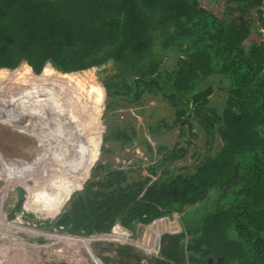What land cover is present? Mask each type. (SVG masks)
<instances>
[{
	"label": "trees",
	"instance_id": "obj_1",
	"mask_svg": "<svg viewBox=\"0 0 264 264\" xmlns=\"http://www.w3.org/2000/svg\"><path fill=\"white\" fill-rule=\"evenodd\" d=\"M215 1L224 10L222 16L205 10L200 0H0V68L11 69L24 59L26 64L16 72L20 78L33 81L41 76L51 81L54 76L71 80V72L109 61L118 68L127 65L129 73L108 85L114 94L137 95L139 87L159 88L160 79L165 85L162 93L171 99V122L157 121L153 131L162 123L177 128L179 136L186 128L193 136L191 130L199 125L221 140L219 148L177 169L169 165L185 156V147L164 146L149 173L137 178L125 169L96 164L78 194L86 217L73 234L87 237L116 224L131 231L172 211L207 204L199 218L184 220V230L161 236L159 255L150 263L210 264L212 257L213 264H264V46L253 43L245 50L242 42L251 28H238L227 9L233 4L262 6L264 0ZM167 57L172 59L170 65L165 63ZM42 68L40 75L30 71L38 74ZM214 83L227 89L219 107L209 102ZM92 88L98 101L101 89ZM26 93L55 107L56 112L48 114L55 130L69 126L68 120L78 121L72 112L68 120L61 115L65 105L50 88H29ZM68 102L70 108L77 103L72 98ZM113 129L104 140L131 139L125 130ZM86 149L80 145L79 153ZM59 154L52 155L56 166H68L64 154ZM47 163L45 159L39 167L42 181H30L33 186L42 183L32 191L45 202L24 205L42 217L52 215L58 201L65 200L49 180L50 174L61 175ZM19 168L9 169L12 174ZM158 168L162 170L154 178ZM68 205L53 226L62 216L72 218L75 204ZM44 222L51 225L49 219ZM131 250L119 246L117 252L137 264L140 256ZM218 256L223 257L221 263Z\"/></svg>",
	"mask_w": 264,
	"mask_h": 264
},
{
	"label": "rangeland",
	"instance_id": "obj_2",
	"mask_svg": "<svg viewBox=\"0 0 264 264\" xmlns=\"http://www.w3.org/2000/svg\"><path fill=\"white\" fill-rule=\"evenodd\" d=\"M200 3L205 10L218 16H222L224 12L215 0H200ZM227 9L230 11V18L238 28H251L250 34L242 42L243 48L248 50L253 43L264 46V3L262 6L233 4L228 5ZM172 53L174 54V52ZM171 61V58H165L167 65H170ZM19 65L20 63L11 69L0 68V86L5 82V87H0V101L16 106L12 110L20 116L12 114L9 121L16 123L17 126H23L27 132L32 130L35 138L39 140V146L37 154H34L36 156L32 155L28 159L20 158L23 163L31 162L24 165L23 170H21L23 166L13 162L7 163L8 165L4 167L5 170L0 168V264H133V259H125L118 255L119 246L132 247L131 252L140 256V261L137 264H151L150 258L159 255L161 236L165 233L172 234L184 230V220L192 216L199 218V215L209 208L208 205L202 204L196 206V209L190 207L182 211H172L170 215H164L168 217V225L160 229L159 226H156L155 230L152 229L158 233L152 246L149 245L150 234H147L151 222L137 224L135 229L131 230L136 236L133 240H118L123 235L121 233L124 229L119 225L116 227L117 224L110 230L82 237L73 234L72 231L76 230L86 217L78 200V194L83 188L84 181L92 176L93 168L98 163L107 165L109 170L125 169L131 178L145 176L149 173L150 165H154L160 159L162 153H159L158 149H162L164 146L168 149L172 147H185L186 149L185 156L175 160L169 167L177 169L192 165L200 158V155L205 154L209 149L219 148L220 138L217 134L209 136L205 129L199 125L191 130L193 136L189 134L186 127L185 133L179 136L177 128H167L162 123L158 126L157 132L153 131L152 127L157 121L171 122L173 118L171 99L166 98L162 93L165 85L160 79L159 85L162 87L159 88L154 86L149 90L139 87L137 95L132 92L129 96L128 94H114L113 88L109 90L108 85L113 79L115 81L121 75L124 76L126 72L129 73L130 67L127 65H121L118 68L114 62L109 61L102 65H93L81 71L71 72L73 77L71 80L69 77L56 78L54 76V80L51 81L41 76L34 78L33 81H29L28 78H20L19 73H16L19 70ZM48 65L51 70L56 71L49 63ZM262 65L264 70V58ZM42 71L43 69L38 74ZM92 85L99 86L101 89L98 101ZM42 86L50 88L54 98L63 102L65 110L61 115H66L65 119L68 120L67 117L72 112L78 121L68 120L66 123L69 126L64 125L61 126L63 128L60 131L55 130L53 124L48 122V114L56 112L54 111L55 107L53 108L46 100H40L38 97L33 98L31 94L26 93L29 88ZM21 89L26 91H21ZM226 94L225 86L214 83L210 104L213 107H219L224 102ZM68 98L77 101L71 108ZM32 99L39 102L42 108L41 112L45 114L41 117L42 120L45 119L42 134L33 130L34 123L27 106ZM2 120L0 118V134H13L15 126H5ZM4 120L7 121L6 118ZM46 127L48 130L44 133ZM113 128L125 130L131 139L124 143L113 136L112 140H104L105 135L108 131L114 130ZM187 140H190L189 144ZM80 145H85L87 148L83 154L79 153ZM53 153L60 156L64 154L68 166H56ZM14 156L12 152L8 151L1 157L6 160H19ZM45 159L50 165L49 168L52 166L55 172L65 175L50 179L52 189L60 193L65 200L58 201L56 211L44 218L40 216L41 214L36 215L39 212L34 213L25 209L24 205L26 207L28 203L31 207L33 200H37L34 202L36 205L45 202L43 199H39L41 194L35 195L36 191H32L38 183L35 186L30 184L31 180L34 181L33 177L37 173L40 162ZM14 166L20 167V174H18L19 169L16 170V173L11 174L14 168H9ZM161 170L162 168L157 169L154 178L160 174ZM103 173L104 171L100 170V174ZM15 174L17 179L14 177ZM11 179L12 182L7 185L10 188L5 193L6 184ZM35 180L40 182L42 178L37 175ZM64 181L70 184H65ZM18 188L22 190V197L19 196L22 200H19V203H22L20 206H23V211L20 210L19 205H16ZM23 195L26 197L25 201ZM69 203L70 207L72 203L75 204L72 218L62 216L53 226L55 219L68 208ZM48 219L51 222L50 226L44 222ZM172 221L177 227L171 232L164 231L170 230ZM155 224L158 223L155 222ZM150 227L152 228V226ZM188 237L190 235L186 233L185 238ZM214 260L213 258L212 264Z\"/></svg>",
	"mask_w": 264,
	"mask_h": 264
},
{
	"label": "flooded vegetation",
	"instance_id": "obj_3",
	"mask_svg": "<svg viewBox=\"0 0 264 264\" xmlns=\"http://www.w3.org/2000/svg\"><path fill=\"white\" fill-rule=\"evenodd\" d=\"M34 101H36V100H34ZM36 103L39 105L40 109L42 110L39 102L36 101ZM41 114L42 115H45L43 112H41ZM29 131L30 132H27L28 134L34 135L33 134L34 132L32 130H29ZM12 135H13V137H12ZM34 147H35L34 138L33 139H29V138H26L22 134H17L16 132H13V134H11V135H7L5 133L0 134V156H2L3 153L6 154V152L10 151V152H12V155L13 156L16 155L14 157L17 158V159H19V160H20V158H26V159H28V158H30L33 155V149H34ZM37 151H38V147H37ZM40 164H41V162H40ZM40 164L38 166V170H37V173H36V177L38 175V171H39ZM19 170H20V168H19ZM61 176H65V175L62 174ZM52 178H54V176L52 174H50L49 175V180L52 179ZM34 181H36V180H34ZM41 190H43V189L41 188ZM20 204H22V203H20ZM157 226H158V224H157ZM149 228H150L149 231H152V228L150 226H149ZM120 237L121 238H118V240L119 239L122 240V241L129 240L124 235H123V237L122 236H120ZM149 241H150V237H149ZM154 242H155V240H154ZM149 245L152 246L154 244L152 242V244H149Z\"/></svg>",
	"mask_w": 264,
	"mask_h": 264
},
{
	"label": "water",
	"instance_id": "obj_4",
	"mask_svg": "<svg viewBox=\"0 0 264 264\" xmlns=\"http://www.w3.org/2000/svg\"><path fill=\"white\" fill-rule=\"evenodd\" d=\"M19 63H25L26 64V62H25V60L24 59H20L19 60V62L16 64V65H18ZM32 71V70H31ZM35 73V72H34ZM5 113V109L4 108H1L0 107V117H2V115ZM17 112H14V115L15 116H20V114H16ZM6 121V120H5ZM2 122V121H1ZM5 123V122H4ZM6 124V123H5ZM4 124V125H5ZM14 129L15 130H13L14 132H16L17 134H22V135H24L26 138H29V139H33V138H35L34 137V135H31V134H28L27 133V131L25 130V128L23 127V126H17V125H15V127H14ZM39 140L38 139H34V142H35V147H34V149H33V156H36V155H34V154H37V147L39 146V142H38ZM1 157V156H0ZM0 159H3L4 160V158H0ZM16 162H17V164L19 165V166H24V165H27V164H30L31 162L30 161H27V162H25V163H23L22 161H20V160H16V159H14ZM158 221V226H159V229L161 228V227H164L165 225H168V217L167 216H162V217H159V218H156V219H154V220H152L151 221V224H150V226H152V229L153 230H155V229H157V225L155 224V222H157ZM171 228H170V230H164V231H167V232H171L172 230H174L177 226H176V224H175V222L174 221H172L171 223ZM116 227H119L118 225H116ZM115 228V227H114ZM113 228V229H114ZM123 229V228H122ZM150 232V233H149ZM121 234H123L125 237H127L128 239H130V240H133L134 239V237H136L135 236V234L133 233V232H131L130 230H126V229H124V231H122V233ZM147 234H150V244H152V242L155 240V238L157 237V235H158V233H156L155 231H149V229H147ZM123 235H122V237H123ZM222 259H223V257L222 256H218L217 257V259H216V261L218 262V263H221L222 262ZM212 261H213V258L212 257H209L208 258V262L210 263V264H212Z\"/></svg>",
	"mask_w": 264,
	"mask_h": 264
},
{
	"label": "bare ground",
	"instance_id": "obj_5",
	"mask_svg": "<svg viewBox=\"0 0 264 264\" xmlns=\"http://www.w3.org/2000/svg\"><path fill=\"white\" fill-rule=\"evenodd\" d=\"M22 64H25V63H20V65L19 66H21ZM46 65V64H45ZM44 65V66H45ZM43 66V67H44ZM43 69V68H42ZM30 71H31V69H30ZM31 73L33 74V75H40V74H34L32 71H31ZM34 102H36V101H34V100H32V101H29V103L27 104V106L29 107L28 109L30 110V115L32 116V118H31V120L33 121V123H34V128H33V130L36 132V133H38V134H42L43 133V130H42V126H43V123H44V120H42L41 119V117L43 116L42 114H41V109H40V107H39V105L36 103V104H34ZM0 107L1 108H4L5 109V113L2 115V117H0L1 119H3L2 121H3V123L5 124V126L6 125H10V126H15L16 125V123H13V122H11V121H9V120H11V117L10 116H12V114H14V111L12 110V109H15L14 107H16V106H13V105H10V104H5L4 102H1L0 101ZM9 111V112H8ZM16 114H18V113H16ZM4 118H6L7 119V121H5L4 120ZM0 158H2V157H0ZM10 162H13V163H17L14 159H9V160H6V159H2L1 161H0V163L2 164L1 166H0V168H2V169H4V165L5 164H7V163H10ZM5 170V169H4ZM35 177H36V175L33 177V179L35 180ZM37 178V177H36ZM21 188H18L17 189V203H16V205H19L20 206V201L19 200H22L20 197H22V194H21ZM20 196V197H19ZM23 199H24V201L26 200V198H25V196L23 195ZM82 239V238H81Z\"/></svg>",
	"mask_w": 264,
	"mask_h": 264
}]
</instances>
